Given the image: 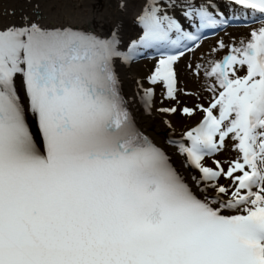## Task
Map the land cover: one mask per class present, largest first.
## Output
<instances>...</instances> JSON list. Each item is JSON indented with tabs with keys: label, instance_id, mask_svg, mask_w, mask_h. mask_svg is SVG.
I'll list each match as a JSON object with an SVG mask.
<instances>
[{
	"label": "snow or ice",
	"instance_id": "snow-or-ice-1",
	"mask_svg": "<svg viewBox=\"0 0 264 264\" xmlns=\"http://www.w3.org/2000/svg\"><path fill=\"white\" fill-rule=\"evenodd\" d=\"M41 2L0 27V264H264V0H228L231 17L216 0H144L127 51L119 22L106 36L49 26ZM241 20L257 25L246 39L186 65L210 94L196 102L178 60ZM140 49L159 53L150 86L136 81L145 109L162 86V124L198 118L177 144L190 180L121 94L115 63Z\"/></svg>",
	"mask_w": 264,
	"mask_h": 264
},
{
	"label": "bare ground",
	"instance_id": "bare-ground-1",
	"mask_svg": "<svg viewBox=\"0 0 264 264\" xmlns=\"http://www.w3.org/2000/svg\"><path fill=\"white\" fill-rule=\"evenodd\" d=\"M35 0H0V27L5 25H19L22 23V17L25 15L32 16V4ZM144 0H126V7H119L120 0H42L41 13L43 19L41 23L49 26H71L73 29L94 30L101 35H108L113 25L117 22L121 24L119 32L121 38L120 48L127 51V45L134 39H138L142 35V28L136 22L141 12ZM226 16L231 17L232 8L221 9ZM170 15H174L182 23L184 18L179 8L169 11ZM250 25L246 29H237L223 32L216 38L202 42L200 48L194 54L186 55L177 65V74L179 86L187 92L200 93L201 98L196 100L195 96H181V99L191 106L196 102L207 104L209 93L202 91L201 81L194 79L188 72L186 65L189 63H202L203 58L207 57L210 50L217 45V41L223 39L225 43L232 41L238 42L240 39H246L252 27ZM146 49H140L139 55L136 56L130 64H122L119 60L115 63L121 94L128 102V110L137 128L145 135L149 136L158 146L162 147L170 156V161L178 172L182 173L188 180L192 175H198L195 169L185 166L186 156L181 155L178 151L177 144L181 142L183 133L191 127H195L198 118H173V129H168L161 122L160 115L154 110L161 106H166L167 100L162 96V86L154 87L153 110L147 111L137 94V80H141L145 86L148 85L146 77L150 74L156 59L159 55H145ZM156 49H150L153 53ZM214 55V54H213ZM142 94V93H141ZM167 118V117H165ZM169 140L176 143H169ZM232 155L230 151H224L218 154L217 158L224 159ZM205 162L210 164V158H205Z\"/></svg>",
	"mask_w": 264,
	"mask_h": 264
}]
</instances>
